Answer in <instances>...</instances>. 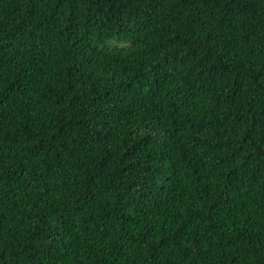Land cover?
Segmentation results:
<instances>
[{
    "label": "trees",
    "instance_id": "obj_1",
    "mask_svg": "<svg viewBox=\"0 0 264 264\" xmlns=\"http://www.w3.org/2000/svg\"><path fill=\"white\" fill-rule=\"evenodd\" d=\"M0 264H264V0H0Z\"/></svg>",
    "mask_w": 264,
    "mask_h": 264
}]
</instances>
